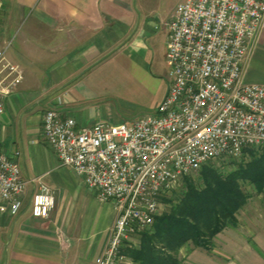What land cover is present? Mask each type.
Segmentation results:
<instances>
[{"label":"crops","instance_id":"1","mask_svg":"<svg viewBox=\"0 0 264 264\" xmlns=\"http://www.w3.org/2000/svg\"><path fill=\"white\" fill-rule=\"evenodd\" d=\"M164 27L151 20L138 0H0V48L5 61L18 65L24 75L5 99L0 151L16 156L24 179H36L27 184L16 213L0 210V264H97L117 211L96 192L85 195L84 215L71 214L68 194L79 196L78 175L45 140L43 115L57 108L84 127L105 121L109 115L104 107L113 109L120 102L142 104L155 113L169 80L158 101L145 96L151 85L160 86L162 76H169V30ZM244 75L247 81L264 82L262 41ZM103 100L107 105L101 107ZM144 112L137 118L151 114ZM114 120L126 123L118 116ZM41 183L55 190L49 217L32 213L31 200ZM241 226L239 217V225L219 233L210 251L193 247L182 264H264L259 242L246 238ZM216 249L231 255H212Z\"/></svg>","mask_w":264,"mask_h":264},{"label":"built area","instance_id":"2","mask_svg":"<svg viewBox=\"0 0 264 264\" xmlns=\"http://www.w3.org/2000/svg\"><path fill=\"white\" fill-rule=\"evenodd\" d=\"M166 26L169 87L155 113L84 127L57 108L43 115V136L62 163L117 211L97 264H136L124 246L153 225L180 181L205 164L264 147V82L244 75L264 43V0H183ZM23 78L0 48V115ZM30 180L16 156L0 151V210L16 213ZM31 201L34 216L49 217L55 190L41 183Z\"/></svg>","mask_w":264,"mask_h":264},{"label":"trees","instance_id":"3","mask_svg":"<svg viewBox=\"0 0 264 264\" xmlns=\"http://www.w3.org/2000/svg\"><path fill=\"white\" fill-rule=\"evenodd\" d=\"M248 154L250 160H234L236 168L229 172L205 164L199 184L185 177L182 195L164 197L170 208L140 232L138 246L127 244L123 252L137 264H182L180 252L189 243L210 251L219 233L239 225V212L250 197L243 184L264 187V147L249 149Z\"/></svg>","mask_w":264,"mask_h":264},{"label":"rangeland","instance_id":"4","mask_svg":"<svg viewBox=\"0 0 264 264\" xmlns=\"http://www.w3.org/2000/svg\"><path fill=\"white\" fill-rule=\"evenodd\" d=\"M139 3L144 4L146 9L148 10V13L150 14L151 20L158 24L159 27L162 29H165L164 25L167 24L169 19L171 18L175 8L182 0H138ZM163 71L162 75H164V70L167 71V65H162ZM162 79L164 82L160 86H158L157 83L155 85H151L150 88H148L147 94L145 97H147L148 101L154 100V103L158 101L163 93L164 86L168 85L169 76H162ZM263 80V79H262ZM263 82V81H259ZM101 107L106 106L105 100H103ZM142 105V104H141ZM141 105L137 104H131L128 102L122 103L120 102L118 106L113 107V109H110V107H104L105 110L108 112L109 117L105 119L103 122H108L112 124H116L114 120V116L121 117L123 122H131L135 119H137L138 114L140 112H146L144 113H154L152 111H148V107H140ZM136 115V116H135ZM135 116V117H134ZM249 154L241 157L240 159H224V160H216L211 162L210 164L222 169L223 172H229L232 169L236 168L235 161H248L250 160ZM235 160V161H234ZM234 161V162H233ZM201 171L194 173L192 175L187 176L188 178L192 179L194 183L199 184L201 182L200 177ZM76 175V174H75ZM79 177V176H78ZM77 176H74V181L77 184V188H79V196L72 195V193L68 194V205L71 207V214H75L77 216L84 215V206L83 201L85 200V195H95L96 191L94 189H91L88 187L83 179L78 178ZM186 177V178H187ZM185 178L179 182L177 187L169 193L166 197L172 198L175 197L176 194L182 195L183 191L185 190ZM82 181V182H81ZM244 189L250 194V197L247 201V204L242 208V210L239 212V217L242 219V226L241 230L244 235H246V238H255L259 242V246H261L264 249V187L260 190H258L252 183L246 182L243 184ZM66 192V191H65ZM96 196V195H95ZM169 202L162 201L161 205V211L162 213L165 210H168L170 208ZM65 205V204H64ZM133 245H139L140 244V233L136 234L131 239ZM256 245L257 250L260 252V254L264 258V250H259L260 247ZM195 247L192 243H189L181 250V257H184L189 251V249ZM212 255H218L219 257L223 259H227L230 257L229 253L226 252H219L218 249H216V252H211ZM137 264V263H136Z\"/></svg>","mask_w":264,"mask_h":264}]
</instances>
